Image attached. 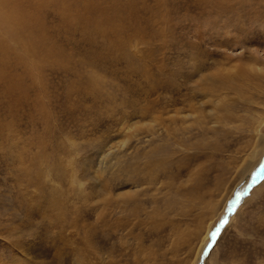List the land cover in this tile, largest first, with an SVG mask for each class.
Returning <instances> with one entry per match:
<instances>
[{
  "label": "rangeland",
  "instance_id": "rangeland-1",
  "mask_svg": "<svg viewBox=\"0 0 264 264\" xmlns=\"http://www.w3.org/2000/svg\"><path fill=\"white\" fill-rule=\"evenodd\" d=\"M15 263L264 264V0H0Z\"/></svg>",
  "mask_w": 264,
  "mask_h": 264
},
{
  "label": "snow or ice",
  "instance_id": "snow-or-ice-1",
  "mask_svg": "<svg viewBox=\"0 0 264 264\" xmlns=\"http://www.w3.org/2000/svg\"><path fill=\"white\" fill-rule=\"evenodd\" d=\"M226 222H227V221H226ZM226 222H224V223L220 226V228L217 229L216 233L213 234V236L211 237L212 241H214V242L216 241V239H217V235L221 232V228L224 226V224H225Z\"/></svg>",
  "mask_w": 264,
  "mask_h": 264
},
{
  "label": "water",
  "instance_id": "water-1",
  "mask_svg": "<svg viewBox=\"0 0 264 264\" xmlns=\"http://www.w3.org/2000/svg\"><path fill=\"white\" fill-rule=\"evenodd\" d=\"M210 243H212V239L210 240Z\"/></svg>",
  "mask_w": 264,
  "mask_h": 264
},
{
  "label": "bare ground",
  "instance_id": "bare-ground-1",
  "mask_svg": "<svg viewBox=\"0 0 264 264\" xmlns=\"http://www.w3.org/2000/svg\"><path fill=\"white\" fill-rule=\"evenodd\" d=\"M16 264V263H15Z\"/></svg>",
  "mask_w": 264,
  "mask_h": 264
}]
</instances>
